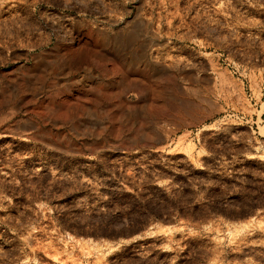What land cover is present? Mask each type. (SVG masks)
<instances>
[{
    "label": "rangeland",
    "instance_id": "374dc122",
    "mask_svg": "<svg viewBox=\"0 0 264 264\" xmlns=\"http://www.w3.org/2000/svg\"><path fill=\"white\" fill-rule=\"evenodd\" d=\"M0 264H264V0H0Z\"/></svg>",
    "mask_w": 264,
    "mask_h": 264
},
{
    "label": "crops",
    "instance_id": "0c3cea01",
    "mask_svg": "<svg viewBox=\"0 0 264 264\" xmlns=\"http://www.w3.org/2000/svg\"><path fill=\"white\" fill-rule=\"evenodd\" d=\"M128 37L130 38V32H129V36ZM128 41H129V39H128ZM124 47H125L124 43L123 44L119 43V45L116 48L112 49V54L114 56L118 55L119 58H121V60L123 59L124 62H126L128 60V56L125 53ZM74 54H78V53L77 52L76 53L75 52H70L69 50H67V51L65 50L62 53V55L65 56L64 60H65V63L67 64V66H68V69L66 70V74H67L68 78L75 76L74 72L77 70V67H78L77 66V64H78L77 63V58L73 57ZM133 57H134V63L135 64H139V63H142L144 61V59L142 57L137 56V52L135 53V55ZM127 63H129V61ZM98 96L101 98L100 95H98ZM94 100L95 99H93L92 101H94ZM105 100H107V99L105 98ZM160 134H162V132H159V135Z\"/></svg>",
    "mask_w": 264,
    "mask_h": 264
},
{
    "label": "built area",
    "instance_id": "2783aa9c",
    "mask_svg": "<svg viewBox=\"0 0 264 264\" xmlns=\"http://www.w3.org/2000/svg\"><path fill=\"white\" fill-rule=\"evenodd\" d=\"M245 89H246V93H247V98L248 100L253 103V104H256V98L254 97V94L252 92V89L250 87L249 84H247V86H245Z\"/></svg>",
    "mask_w": 264,
    "mask_h": 264
},
{
    "label": "bare ground",
    "instance_id": "6f19581e",
    "mask_svg": "<svg viewBox=\"0 0 264 264\" xmlns=\"http://www.w3.org/2000/svg\"><path fill=\"white\" fill-rule=\"evenodd\" d=\"M14 20V19H13Z\"/></svg>",
    "mask_w": 264,
    "mask_h": 264
}]
</instances>
